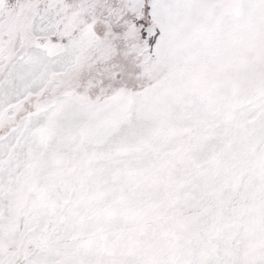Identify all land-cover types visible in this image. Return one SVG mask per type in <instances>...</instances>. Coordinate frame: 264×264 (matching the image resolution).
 Here are the masks:
<instances>
[{
	"label": "snow or ice",
	"instance_id": "snow-or-ice-1",
	"mask_svg": "<svg viewBox=\"0 0 264 264\" xmlns=\"http://www.w3.org/2000/svg\"><path fill=\"white\" fill-rule=\"evenodd\" d=\"M0 264H264V0H0Z\"/></svg>",
	"mask_w": 264,
	"mask_h": 264
}]
</instances>
